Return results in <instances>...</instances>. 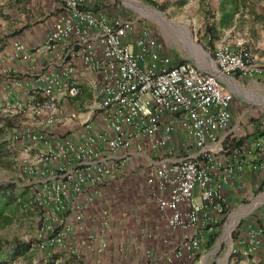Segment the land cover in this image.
Here are the masks:
<instances>
[{"label": "built area", "instance_id": "2783aa9c", "mask_svg": "<svg viewBox=\"0 0 264 264\" xmlns=\"http://www.w3.org/2000/svg\"><path fill=\"white\" fill-rule=\"evenodd\" d=\"M94 5L48 0L52 20L41 38L30 46L13 42L15 56L27 62L24 70L0 67L13 97L0 102V114L18 119L10 137L21 145L22 171L40 215L41 264L55 253L82 260L70 239L91 218L108 224L106 208L93 217L97 196L126 175L128 154L142 152L160 154L147 159L144 181L166 213L167 233H183L176 256L195 261L207 240L195 232H217L227 215L223 186L243 169L240 160L222 158L221 132L230 124L234 98L221 78L264 77V63L222 40L210 58L214 69L206 70L169 53L147 22L110 16ZM258 130L248 148L258 159L251 167L261 171L264 118ZM260 218L264 222V212ZM96 240L85 230L79 243ZM105 246L101 241L98 248ZM252 249L231 246L230 253L248 256Z\"/></svg>", "mask_w": 264, "mask_h": 264}, {"label": "crops", "instance_id": "0c3cea01", "mask_svg": "<svg viewBox=\"0 0 264 264\" xmlns=\"http://www.w3.org/2000/svg\"><path fill=\"white\" fill-rule=\"evenodd\" d=\"M220 1L217 0L214 8L216 21L219 20L221 14L219 10ZM95 9L97 8L95 7ZM254 11H256L255 7L249 8L248 6L237 10L234 13L233 22L229 26L217 27L219 38L216 42L222 41L224 36L229 33H235L241 21L250 18L249 20L257 23V19L254 20ZM156 13L159 15L158 12ZM256 13L264 15L258 11ZM51 20L49 17L42 23L34 24L28 28L29 33L26 35L28 41L37 42L48 29ZM249 46L254 58L264 63V30L261 31L256 41H252ZM167 51L172 54L170 50ZM172 55L177 58V55ZM26 65L27 62H23L15 56L12 45L8 50L0 52V67L8 66L13 71L19 72L23 71ZM211 65L212 63H210ZM211 69H214L213 65ZM235 74H231L229 78H221L223 85L232 91L234 98L231 104L232 118L230 124L227 129L221 132L224 138V146L227 149L226 156H222V158L230 162L240 160L243 169L230 176L222 191L226 211H233L242 207L247 208L245 214L241 213L242 215L239 217L240 219L246 216L244 218L246 226H243L241 232L232 241L231 246H235L239 250L247 247L253 249L248 256L240 255L242 258L238 263L264 264V222L260 218V214L264 212V170H254L251 167L250 160L254 163L258 159L256 154H253L254 151L248 148V145L260 133L258 128L264 118V110L255 113L245 108V105L235 97L232 86L234 81H239L242 78H250L258 82V79L264 81V77ZM8 88L7 86L2 88V91L4 90L3 97L13 99L7 94ZM181 134L183 135V132ZM172 139L174 146L177 147L179 145L178 134H174ZM142 153L128 154L126 175L122 179L110 182L97 196V204L95 210L92 211L93 217L102 208H106L109 213L108 224L101 225L97 218H91L83 226L84 229L76 230L75 237L70 239L72 244L81 250L82 260H75L64 255L59 258L60 264H197L200 256L195 261L190 262H187L184 255L176 256L174 248L180 243L183 233L180 231L167 233L166 213L157 209L155 200L145 184L146 161L148 158L158 159L160 154ZM218 157L221 158V156ZM236 218L237 215L232 218L228 228L233 225ZM249 227L255 236L254 239L249 237ZM85 230L95 232L97 240L87 247H81L79 242ZM190 232L192 231L189 230L188 233ZM195 233L203 234L207 239L201 246L202 253L207 246L210 235L207 236L204 230ZM164 237H167L168 243L162 242ZM101 241L105 242L106 246L99 249L98 245Z\"/></svg>", "mask_w": 264, "mask_h": 264}, {"label": "rangeland", "instance_id": "374dc122", "mask_svg": "<svg viewBox=\"0 0 264 264\" xmlns=\"http://www.w3.org/2000/svg\"><path fill=\"white\" fill-rule=\"evenodd\" d=\"M94 1L97 9L109 15L128 16L138 22H147L165 48L175 56L177 55L178 59L212 70L210 60H205L203 55L212 58L214 48L219 41L215 42L212 48L209 47L205 26L214 20L212 14H214L217 0H152L163 9L145 0ZM47 3L48 0H41L40 3L35 0H7L3 3L0 1V41L3 46L0 52L8 50L15 40H23V43L29 46L33 43L26 37L29 33L28 28L52 16V9L47 6ZM254 7L256 12L263 14L264 0H255ZM156 12L163 16L164 20ZM249 19L241 21L236 32L224 36L223 41L246 47L251 53L249 45L252 41L255 42L264 30V15H260L257 23ZM30 38L33 37L30 36ZM257 81L242 78L232 84L237 100L255 113L264 110V81L259 79ZM5 86L6 77L0 75V102L4 100L2 88ZM83 97L88 101V95L84 94ZM77 108L79 111L82 110L80 106ZM17 121V118L8 119L0 114V183L16 182L24 185L26 184V177L22 171L24 154H22L21 145L12 141L10 137V130ZM29 205L16 211L11 222L0 227V244L9 245L21 241L31 244L26 254L9 264H41L45 254V250L38 246L37 240L40 215L35 205ZM246 209L242 207L227 211L225 219L217 228L218 235L211 246H205L197 264H242L234 259L241 254L232 255L230 247L243 226H246L244 224L246 216L243 215L244 218L239 219L240 215L245 214ZM235 215L237 218L228 228Z\"/></svg>", "mask_w": 264, "mask_h": 264}, {"label": "trees", "instance_id": "16d2710c", "mask_svg": "<svg viewBox=\"0 0 264 264\" xmlns=\"http://www.w3.org/2000/svg\"><path fill=\"white\" fill-rule=\"evenodd\" d=\"M151 5L158 6L152 0H145ZM255 5V0H221L219 4V10L221 14L219 20H215V14H212L214 20L211 24L205 26V33L208 35L209 47L212 48L216 40L219 38V31L217 27H226L233 22L234 13L240 8H245L246 6L253 7ZM158 8L163 9V7L158 6ZM254 19H258L260 15L254 11ZM2 44L0 41V50L2 49ZM238 74V73H236ZM9 121V120H8ZM35 205L33 191L26 184L19 185L16 182H4L0 183V227L5 226L11 222L14 213L20 210L22 207H29L30 205ZM218 232L213 233L207 241V247L211 246L214 242ZM31 248L29 242L21 241L14 242L9 245L0 244V264H9L10 262L16 260V258L26 254ZM63 257V253L52 254L50 260L46 264H55V260ZM242 257L237 256L236 262H238Z\"/></svg>", "mask_w": 264, "mask_h": 264}, {"label": "bare ground", "instance_id": "6f19581e", "mask_svg": "<svg viewBox=\"0 0 264 264\" xmlns=\"http://www.w3.org/2000/svg\"><path fill=\"white\" fill-rule=\"evenodd\" d=\"M156 14H157V13H156ZM157 15H158V14H157ZM158 16L164 20L163 16H160V15H158ZM203 57H204L205 60L208 61L209 56L207 57V55H203ZM209 60H210V59H209ZM210 62H211V61H210ZM211 68H212V65H211ZM230 227H231V225H230Z\"/></svg>", "mask_w": 264, "mask_h": 264}]
</instances>
